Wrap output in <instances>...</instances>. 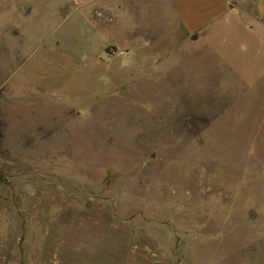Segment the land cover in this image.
Wrapping results in <instances>:
<instances>
[{
    "label": "rangeland",
    "instance_id": "obj_1",
    "mask_svg": "<svg viewBox=\"0 0 264 264\" xmlns=\"http://www.w3.org/2000/svg\"><path fill=\"white\" fill-rule=\"evenodd\" d=\"M130 13L0 0V264H264L263 34Z\"/></svg>",
    "mask_w": 264,
    "mask_h": 264
},
{
    "label": "crops",
    "instance_id": "obj_2",
    "mask_svg": "<svg viewBox=\"0 0 264 264\" xmlns=\"http://www.w3.org/2000/svg\"><path fill=\"white\" fill-rule=\"evenodd\" d=\"M95 3L100 1L102 11L108 16L125 18L130 12L149 11L156 13L161 19L172 21L170 36L193 37L198 42L210 41L216 31L239 28L246 34L252 27L264 36V0H74ZM111 3H116L110 4ZM148 2L150 6H147ZM136 3V4H135ZM138 3V4H137ZM141 3V4H140ZM248 6L245 13L250 24L238 19L243 7ZM253 26H252V25ZM251 25V26H250ZM172 40V39H171ZM245 48V47H244ZM243 49V47L241 48Z\"/></svg>",
    "mask_w": 264,
    "mask_h": 264
}]
</instances>
